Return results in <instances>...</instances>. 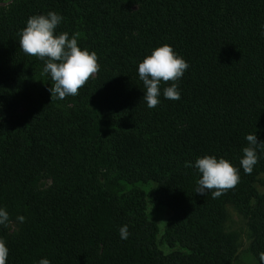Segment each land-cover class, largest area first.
Returning a JSON list of instances; mask_svg holds the SVG:
<instances>
[{
    "label": "trees",
    "instance_id": "1",
    "mask_svg": "<svg viewBox=\"0 0 264 264\" xmlns=\"http://www.w3.org/2000/svg\"><path fill=\"white\" fill-rule=\"evenodd\" d=\"M5 0H0V3ZM62 16L100 70L79 95L52 99L44 61L19 48L33 15ZM169 45L189 65L179 100L148 108L138 64ZM43 110V111H42ZM264 141V0H8L0 6V239L7 264H230V206L264 253V148L240 167L246 136ZM224 158L240 183L196 193L197 158ZM148 205L169 211L159 240ZM18 216L25 217L23 223ZM130 235L120 238V228ZM170 248L164 252L160 243Z\"/></svg>",
    "mask_w": 264,
    "mask_h": 264
},
{
    "label": "clouds",
    "instance_id": "2",
    "mask_svg": "<svg viewBox=\"0 0 264 264\" xmlns=\"http://www.w3.org/2000/svg\"><path fill=\"white\" fill-rule=\"evenodd\" d=\"M62 19V16L54 11L48 12L47 15H33L27 19L19 39V48L26 55L45 62L43 73L49 75L53 82L48 89L51 100H63L68 96L79 95V90L100 70L97 54L78 46L79 32L71 37L67 32L56 33ZM188 68V63L166 44L145 56L139 62L137 71L146 89L143 98L147 107L155 108L160 104L162 84L170 85L163 88L164 98L179 100L177 82ZM246 140L248 146L242 150L240 167L245 174L251 175L258 163L257 148H264V141L258 142L255 134H248ZM185 166H194L201 174L195 192L201 195L211 192L213 199L233 190L240 183V169L224 158L205 155L197 158L194 165L186 162ZM16 219L23 223L25 217L18 216ZM9 222V213L0 208V225L7 226ZM119 232L120 238L124 240L130 235L126 225L122 226ZM8 254L5 241L0 239V264H7ZM260 258L264 260V253ZM38 264H50V261L42 258Z\"/></svg>",
    "mask_w": 264,
    "mask_h": 264
},
{
    "label": "rangeland",
    "instance_id": "3",
    "mask_svg": "<svg viewBox=\"0 0 264 264\" xmlns=\"http://www.w3.org/2000/svg\"><path fill=\"white\" fill-rule=\"evenodd\" d=\"M7 2L8 0H5L0 3V6L6 5ZM262 177L264 179V174ZM258 188L260 191H264V182L259 185ZM146 216L157 226L158 238L160 240L169 217V211L164 207L157 209L152 205H148L146 209ZM224 230L233 236L236 244L235 253L230 264H264V262L258 260L251 252V231L249 228V220L246 216L229 206L226 210ZM159 247L166 253L170 251V248L163 242L160 243Z\"/></svg>",
    "mask_w": 264,
    "mask_h": 264
}]
</instances>
